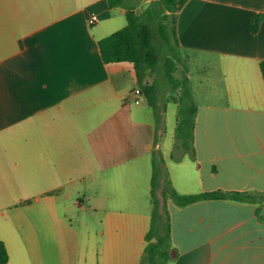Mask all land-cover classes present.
Masks as SVG:
<instances>
[{"label":"crops","instance_id":"0c3cea01","mask_svg":"<svg viewBox=\"0 0 264 264\" xmlns=\"http://www.w3.org/2000/svg\"><path fill=\"white\" fill-rule=\"evenodd\" d=\"M125 23L107 0H0L4 264H138L157 151L172 162L159 197L165 179L183 194L264 192V0H186L177 12L185 62L200 63L195 82L188 68L194 158L171 159L163 118L130 97L133 63L102 60L98 40ZM165 205L172 264H264V201Z\"/></svg>","mask_w":264,"mask_h":264},{"label":"trees","instance_id":"16d2710c","mask_svg":"<svg viewBox=\"0 0 264 264\" xmlns=\"http://www.w3.org/2000/svg\"><path fill=\"white\" fill-rule=\"evenodd\" d=\"M186 0H151L137 12L136 0H107L110 7L125 8L126 23L119 29L98 40L99 51L104 62H132L137 88L152 109L157 121L158 101L164 92L170 93L177 103L175 143L170 158L180 160L184 154L195 157L193 128L197 104L192 94L188 67L176 33L177 12ZM261 15L256 14L250 22L255 33ZM264 80V60L259 62ZM169 97V96H168ZM170 97V98H171ZM149 228L138 264H172V240L170 217L165 205L169 197L177 206H184L201 199H231L236 201H264V192L238 190H212L183 194L177 192L165 179L161 187L163 168L161 158L154 152L151 159ZM161 198V202H160ZM8 252L0 240V264L6 263Z\"/></svg>","mask_w":264,"mask_h":264},{"label":"rangeland","instance_id":"374dc122","mask_svg":"<svg viewBox=\"0 0 264 264\" xmlns=\"http://www.w3.org/2000/svg\"><path fill=\"white\" fill-rule=\"evenodd\" d=\"M136 11L139 12L141 11L143 8L146 7V5L151 1V0H136ZM185 55V54H184ZM187 67H191V71L193 74V82L196 81V79L198 80L199 77H197V71L196 68L198 66H200V63L198 60H193L190 61L189 63H186ZM168 95L170 93H167ZM168 99V98H167ZM168 101V100H167ZM176 113H177V103L176 102H168L167 103V108H166V112L163 111V113H161V118H163L162 120V128H163V134H162V142H168V144L170 145V148L168 149L170 152V150H172V135H174V130H175V126H176ZM156 155H158L161 158V165L163 168V171L166 173V169H165V163H167L168 165H171V160L166 157V156H162L161 151H157Z\"/></svg>","mask_w":264,"mask_h":264},{"label":"built area","instance_id":"2783aa9c","mask_svg":"<svg viewBox=\"0 0 264 264\" xmlns=\"http://www.w3.org/2000/svg\"><path fill=\"white\" fill-rule=\"evenodd\" d=\"M97 20V15L96 14H91L88 18V23L92 24ZM141 93L139 88H134L131 92H130V97L133 99L134 102H139Z\"/></svg>","mask_w":264,"mask_h":264}]
</instances>
